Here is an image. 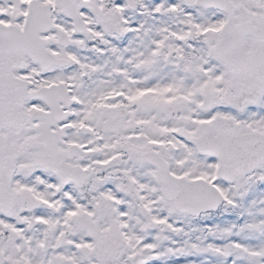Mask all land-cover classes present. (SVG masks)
<instances>
[{
	"label": "snow or ice",
	"instance_id": "obj_1",
	"mask_svg": "<svg viewBox=\"0 0 264 264\" xmlns=\"http://www.w3.org/2000/svg\"><path fill=\"white\" fill-rule=\"evenodd\" d=\"M0 264H264V0H0Z\"/></svg>",
	"mask_w": 264,
	"mask_h": 264
}]
</instances>
